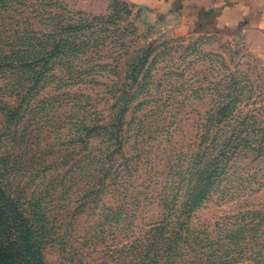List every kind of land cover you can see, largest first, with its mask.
Masks as SVG:
<instances>
[{
  "label": "trees",
  "instance_id": "trees-1",
  "mask_svg": "<svg viewBox=\"0 0 264 264\" xmlns=\"http://www.w3.org/2000/svg\"><path fill=\"white\" fill-rule=\"evenodd\" d=\"M11 5L3 0L0 9ZM23 38L4 53L0 34V264H44L45 247L64 250L69 237L88 234L79 229L88 223L97 236L128 228L129 201L156 202L161 210L158 226L135 242L149 236L153 248L128 247L133 263L264 264V209L225 217L211 230L192 224L213 199L242 198L264 186L260 110L243 114L231 106L248 99L224 95L202 116L189 111L182 121L197 116L193 139L174 152L178 102L153 92L162 81L148 78L153 64L143 69L150 52L130 67L124 91L94 99L55 95L63 83L52 86L53 69L72 59L67 52L83 54L84 45L69 50L67 39L32 31ZM154 162L163 172L153 173Z\"/></svg>",
  "mask_w": 264,
  "mask_h": 264
},
{
  "label": "rangeland",
  "instance_id": "rangeland-1",
  "mask_svg": "<svg viewBox=\"0 0 264 264\" xmlns=\"http://www.w3.org/2000/svg\"><path fill=\"white\" fill-rule=\"evenodd\" d=\"M4 1H12L9 9H0L4 53L12 50L7 44L24 42L23 37L30 31L44 39L51 34L55 42L67 39L69 50H75L72 47L81 42L84 45L83 54L67 52L72 59L61 62V68L53 69L52 73L57 76L52 86L60 85L61 80L63 87L52 94L77 92L94 99L124 91L121 85L127 84L126 78L132 76L130 67L142 63L144 54L150 52L143 69L153 64L148 78L162 81L153 92L170 93L178 102L173 106L180 112L178 131L171 142L174 152L185 150L193 139L192 123L197 116L192 115V119L183 122L185 113L192 111L202 116L219 107L215 102L221 96L243 95L248 100L231 106L233 109L252 115L260 110L259 114L264 115V26L232 23L216 11L205 9L196 11L190 19H182L177 11L170 16L147 0ZM178 6L176 2L173 8ZM14 37L21 42H16ZM77 71L80 76L70 81ZM142 75H137V79ZM159 152L155 151L156 155H164ZM154 163L153 173L163 172V166ZM156 179L161 181L162 177L159 175ZM144 180L141 175L138 181ZM127 193L135 196L130 189ZM126 207L134 216L129 219L128 228L122 224L105 228V233L97 236L95 225H81L80 231L85 228L88 234L82 239L69 237L64 250L48 245L42 252L43 263L137 264L133 263L134 252L128 251V247L142 245L146 252L153 248L149 236H144L140 243L135 242L158 226L156 221L161 210L158 203L151 201L150 204L141 202L140 207L129 201ZM260 209H264V186L256 187L255 192L242 198L221 203L213 199L195 214L192 224L208 226L211 230L225 217Z\"/></svg>",
  "mask_w": 264,
  "mask_h": 264
},
{
  "label": "crops",
  "instance_id": "crops-1",
  "mask_svg": "<svg viewBox=\"0 0 264 264\" xmlns=\"http://www.w3.org/2000/svg\"><path fill=\"white\" fill-rule=\"evenodd\" d=\"M168 15H180L190 19L199 10H212L232 23H243L251 26H264V0H147ZM179 2L177 9L174 4ZM193 11V13H192ZM191 13V14H190Z\"/></svg>",
  "mask_w": 264,
  "mask_h": 264
}]
</instances>
